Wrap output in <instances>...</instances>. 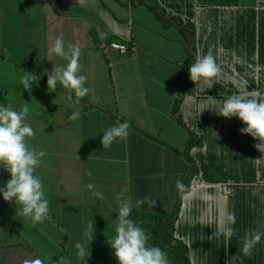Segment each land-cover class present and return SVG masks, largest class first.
<instances>
[{
  "label": "crops",
  "instance_id": "crops-1",
  "mask_svg": "<svg viewBox=\"0 0 264 264\" xmlns=\"http://www.w3.org/2000/svg\"><path fill=\"white\" fill-rule=\"evenodd\" d=\"M191 34L194 61L212 52L221 68L217 78L188 80ZM61 35L65 47L82 49L89 88L82 99L59 84L48 89L42 75L67 63L48 51ZM110 43L127 53L104 51ZM26 71L40 77L30 91L20 83ZM226 76L264 93V0H0V104L17 111L27 104L35 130L28 144L45 153L37 174L50 201L48 218L33 224L0 198V264L36 258L82 264L73 245L88 221H95V232L87 264H117L107 240L122 190L133 200H156L152 209L132 211L171 214L177 182L191 177L174 232L190 264H264V240L250 257L240 251L245 232L264 224V154L241 134L239 119L205 110L209 96L222 100L236 92ZM76 110L81 115L73 120ZM123 122L130 125L127 141L103 149V131ZM191 135L200 146L188 161ZM8 179L0 169V186ZM224 186L233 192L227 199ZM229 213L236 224L226 247L216 220Z\"/></svg>",
  "mask_w": 264,
  "mask_h": 264
},
{
  "label": "clouds",
  "instance_id": "clouds-1",
  "mask_svg": "<svg viewBox=\"0 0 264 264\" xmlns=\"http://www.w3.org/2000/svg\"><path fill=\"white\" fill-rule=\"evenodd\" d=\"M50 54L66 61V64L55 65L51 74L47 75L48 89H55L57 84L82 99L89 93L86 86L88 77L81 74L80 57L82 49L78 46L65 47L63 36H58L54 45L48 50ZM189 77L195 84L201 81H211L221 73V68L212 52L198 56L188 68ZM36 74L26 71L20 83L24 90H31L33 83L38 82ZM225 84H231L236 92L225 99L208 97L210 107L205 110L213 111L224 118H237L244 125L241 134L249 135L257 143L254 147L264 154V93L257 89L248 90V81L243 78L226 76ZM204 110V111H205ZM203 111V112H204ZM202 112V113H203ZM29 108L27 104L19 111L9 104H0V169L6 171L9 179L0 186V198L13 204L17 216L28 218L33 224L43 223L50 212V201L46 194L43 179L37 174V168L45 156L43 151L29 147L28 141L35 136V130L27 121ZM81 113L76 110L71 113V119L76 120ZM129 123L123 122L105 129L102 133L103 149L111 148L114 143L127 141ZM91 175V173H88ZM177 188L183 189L182 182H177ZM103 199L101 193L95 194ZM119 208L115 221L114 235L107 240L117 264H169L167 253L158 245L149 243L150 234L130 218L134 207L147 204L151 209L156 206V200L150 196L133 200L127 195L125 188L120 193ZM211 220L202 222L201 226L209 225ZM236 216L226 214L216 220V236L223 237L227 247L235 235ZM95 221H88L82 237L74 247V258L77 262L87 264L91 255V242L94 239ZM264 240V224H258L257 229L245 232L241 240V254L252 256L254 249ZM24 264H44L40 258L25 260ZM58 264H73L71 258H63Z\"/></svg>",
  "mask_w": 264,
  "mask_h": 264
},
{
  "label": "trees",
  "instance_id": "trees-1",
  "mask_svg": "<svg viewBox=\"0 0 264 264\" xmlns=\"http://www.w3.org/2000/svg\"><path fill=\"white\" fill-rule=\"evenodd\" d=\"M191 35L189 38H187L190 47L187 48L189 63L186 68V74L189 81L190 77L188 68L191 67L192 63L194 62L195 56L193 52V35L192 37ZM190 138L191 140L187 146V152L184 154L186 160L188 161L189 158L187 155L191 148L194 145L200 146L199 143H195L196 138L193 135H191ZM191 178L189 179V182ZM189 182L184 185L183 189H180L177 192L175 210L171 214H145L136 211H132L131 213V218L137 223V225L144 228L150 234L149 243L160 246L167 253L169 264H190L188 248L183 243L175 240L174 238L175 223L179 216L181 200L188 192Z\"/></svg>",
  "mask_w": 264,
  "mask_h": 264
},
{
  "label": "built area",
  "instance_id": "built-area-1",
  "mask_svg": "<svg viewBox=\"0 0 264 264\" xmlns=\"http://www.w3.org/2000/svg\"><path fill=\"white\" fill-rule=\"evenodd\" d=\"M115 50L122 54L127 53V48L124 45L117 44V43H110L108 46H103V50ZM221 193L223 194L224 199H227L232 194V188H229L228 186H224L221 188Z\"/></svg>",
  "mask_w": 264,
  "mask_h": 264
},
{
  "label": "rangeland",
  "instance_id": "rangeland-1",
  "mask_svg": "<svg viewBox=\"0 0 264 264\" xmlns=\"http://www.w3.org/2000/svg\"><path fill=\"white\" fill-rule=\"evenodd\" d=\"M233 193V192H232Z\"/></svg>",
  "mask_w": 264,
  "mask_h": 264
}]
</instances>
